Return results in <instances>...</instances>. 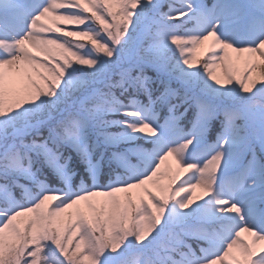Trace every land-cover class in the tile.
<instances>
[{"label": "snow or ice", "instance_id": "6c2138e0", "mask_svg": "<svg viewBox=\"0 0 264 264\" xmlns=\"http://www.w3.org/2000/svg\"><path fill=\"white\" fill-rule=\"evenodd\" d=\"M0 264H264V0H0Z\"/></svg>", "mask_w": 264, "mask_h": 264}]
</instances>
